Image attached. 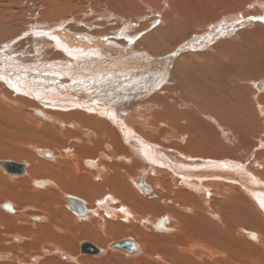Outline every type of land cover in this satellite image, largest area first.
Instances as JSON below:
<instances>
[{"label":"rangeland","instance_id":"374dc122","mask_svg":"<svg viewBox=\"0 0 264 264\" xmlns=\"http://www.w3.org/2000/svg\"><path fill=\"white\" fill-rule=\"evenodd\" d=\"M109 1L0 0V71L5 72L8 76L13 72L16 73L22 70H25L28 75L30 74L29 76H36L37 72L43 75L44 70L42 71V69H38L35 71L38 66L37 63L40 62H42V64L52 65L53 63H62L63 66H67L66 69H69V66L71 67L72 63L74 64V60L68 57V50L70 49L67 47L68 45L65 44L66 42L63 38L65 36L62 33H67L70 36H74V38H85V40L87 39L86 42H88V38L86 37L105 38L107 43L119 48L120 53L114 56L111 53H102L101 51L103 54L102 57L106 61L112 60V62L108 63L109 70L105 69V71L109 72L104 74V84H101L100 82L98 86L97 83L94 90L97 93L100 92L101 94L99 95L106 98V102L109 104L108 106L113 107L116 111L123 110L122 116L123 118L125 117L124 124L131 129L134 134H138L140 139L144 142L146 141L148 144L161 147L163 150H173L178 155L185 156L186 158L189 157L188 159L207 160L213 161L214 163H223L224 161L237 163L239 161L240 163H237L239 165L244 163L242 158L247 156H253L254 161H257L258 163L264 160V148H261V150L258 146H255V150H252L253 145L256 144V138L251 141L249 147L245 146V149L243 146L239 145V142L237 144L235 142L233 143V141L231 142L232 139L230 140L229 137L234 134L232 130L227 131V133H230L227 139L219 137V141L217 140L222 148H227L228 150L233 149V151L231 150V153H229L230 155L225 154V156L222 154L211 153L207 156L206 153L200 151L203 148L197 147L200 150L193 146L189 148L188 143L190 144V141L194 138V134L193 132L189 133V131L185 132L183 129L184 125H186V121L192 122L194 120H203V131L206 130L204 124L213 125V127H215L216 121L215 119L208 118V115L210 116V114L199 108L200 106H203L205 99L202 98L200 91L198 90H206L208 82L203 80L198 81L197 77L200 75V72L197 71L189 61H185L183 64V66L187 67L186 71H184L181 66L180 68L178 66L180 65L179 63L183 62V59L194 55L196 56L197 53L206 55L208 53V55L213 53L222 56V54H226V52L231 49L232 52H230L232 55L228 54V58L232 56L236 61L231 59L232 57L229 59L243 65L241 67L237 66L238 68L240 67V69L233 67L238 69L235 76L241 75L243 77L240 85L238 84L241 90L245 92L243 103L246 104V100H249L252 104L249 105V101H247V106H249L250 112L253 114L254 118L258 120L257 123H262H258L260 130L258 129L257 133L260 132L259 135L264 138L262 135L264 134V115L262 116L257 110V107L264 105L262 100V97H264V90L256 89V85L264 80V71L261 73H258L257 71L253 72L252 69L253 66H255L253 64L254 61H249L245 58L242 59L241 52L236 53L239 49L244 50V48H247L255 50L254 48H256L257 53L261 55L257 66H264V14H260V9L256 6V3H260L262 0H220V3H215L217 0H187L188 3L186 0H123V3H119L118 0V3H115L113 0ZM197 8L201 14L195 17L191 16L190 14L197 13ZM189 9L190 11H188ZM185 15H187V18ZM231 16H239L241 22L235 24L237 20L233 21ZM227 17L234 25L233 27H228L229 30L227 33L217 36L213 41H210L207 47L199 45L200 48L199 46H195L194 43L196 40H200L203 36L211 33L215 27H217L216 30H219L222 27L221 25L224 24L221 20ZM189 18L191 21H189ZM174 22L175 25L172 26ZM58 25H60V27ZM54 29L63 32L57 34V32H53ZM167 31L170 33L168 34ZM37 32L48 33L49 35L38 36L35 34ZM25 33H27V35H25ZM163 35L166 37L168 36L169 39L173 38L174 44L170 43L169 46L167 41L168 38L165 39ZM50 36H55L57 39H49L48 37ZM128 39L130 42L129 44H127ZM162 39L163 43L165 42L164 44L161 43ZM160 44H162L163 51L156 47ZM77 49L80 50L82 48ZM62 52H65L64 55ZM182 74L184 75L182 76ZM230 76L228 82L231 81L232 76ZM56 83L57 86L67 87L71 84L69 82H64V78L59 79ZM83 83L85 84L86 82ZM191 83L194 84L192 85ZM2 86L5 88L6 92L10 93L11 101L13 102L12 104H15V107L17 108V113H14V116L16 114L15 119H23V122L19 123L17 128L3 125L0 126V162L12 161L24 166L23 175L18 176L15 174L11 176L12 178L7 176L5 173L6 171L0 167V180L2 179L1 182L5 180L2 184L5 183V186L10 189V192H7V190L3 191L5 196L0 194V200L8 197L10 200L9 202L15 207V211H9L12 215V219H15L16 222L15 225H11V227H15L11 233H15V235L20 234L21 236H19L21 238L23 237L16 243L18 244L16 253L11 254L10 256L12 263L165 264L167 262L166 264H189L188 260L191 259L190 261L192 264H211L219 258L222 260L225 259L218 255H213L212 258L205 257L204 255L199 257L197 255L199 252L198 248H202L201 246L203 244L208 247L207 249L209 250L215 249L211 245H206L207 243L203 240L200 232L190 225L188 221L189 218L195 216V213L192 214V212L194 209V211L197 210V205L194 203L189 204L183 202L174 194L169 195L166 192H162L163 185L160 178L163 173L161 172L152 177L154 182L151 183L146 180L147 177L140 180L137 179L138 173L137 170L132 167V160L125 161V156H122L124 159H117L115 155H112L114 154V146L119 141V137L113 132L110 133L111 136H107V134L104 133L101 138L99 136L101 135L99 131L95 132L94 129L92 130L90 127L88 128L87 126L81 125L75 119L64 120L59 118V116H55L56 114H50L51 112L45 110L43 106L41 107L38 102H34L33 99L24 95L16 94L8 86L6 87V84L0 80L1 90H3ZM192 89L197 92L195 93ZM190 93L193 95H190ZM99 95L97 94V100H100ZM195 96L197 97L195 98ZM20 97L27 99L29 103L23 100L22 102H19L23 99ZM178 103L180 105H178ZM176 105L177 107H175ZM136 107H140V110H137ZM135 111L138 112L137 114L139 116L141 115V118H138L132 123L134 120L133 118L137 117ZM161 111L163 112L161 113ZM36 112L43 114V116L37 115ZM184 112L187 113L189 118V120L184 119L185 123L181 117ZM178 113H180V115L176 116ZM177 117L180 118V120ZM176 118L180 122L174 120ZM99 119L108 120L101 115ZM173 121L176 124L173 123ZM69 123H72L73 127L70 126ZM181 129L184 131H180ZM68 130H76L74 133L75 138L72 136L73 133L70 134ZM201 131L202 130L195 131L196 137L197 135L203 134V131ZM59 132H61V135ZM261 132L263 133L261 134ZM78 134L80 135L78 136ZM63 136L65 138H63ZM165 138L167 141L163 142ZM190 138L192 139L189 140ZM94 140H98L97 143H92ZM260 140H262V138H260ZM82 146H90L89 148L96 152L93 151V154L95 155L89 157L82 156L83 151L77 149L82 148ZM217 147L219 146H212L214 150ZM189 149L190 151L188 152ZM198 151L200 152V155ZM39 152L50 153L54 157L53 159H48L39 155ZM100 153L105 157L101 158ZM233 153L236 155H231ZM68 154L72 156L71 160H68L65 157ZM30 160L34 161L30 162ZM63 161L75 162L78 169L76 174L81 178L83 177V179H87L84 177L86 175L85 172H83V162H95V168L100 170L99 178L92 180L88 179L91 182L86 183L85 188H83L84 192H79L82 183H75L68 178L62 179L61 181L56 180L55 178H52L54 176L49 172L47 174L45 173V176L34 177L30 175L29 169L31 166H41L40 168L44 166L48 170H53L55 167L60 168L62 164V166H64V163H62ZM109 161L110 164L115 163L119 165L120 168L116 170L109 164ZM118 162L121 164H118ZM57 165L59 167H57ZM101 165L105 166L102 168ZM106 166L108 168H106ZM123 166L129 172L122 168ZM253 167L256 168V166ZM258 168L263 170L264 163H260V167ZM88 169L91 170V167H88ZM104 169L106 170L104 171ZM114 173L119 180H114L113 184H109L108 178L110 176L112 177V175L115 176ZM129 178L134 179L132 183L129 181ZM22 181L27 182L23 183ZM40 181L45 182V185L36 186L35 183H32ZM118 181H122V183H118ZM139 183L147 186L150 191L146 192L139 188ZM132 187H134V191L136 190L139 194L138 196H134L135 198L129 193L130 189L133 190ZM190 190L193 191L192 189ZM17 192H19V194ZM106 195L107 197H105ZM116 196L124 202L120 201V204L115 198ZM66 198L81 200L84 203L85 208L88 209V213L84 215H78L76 213L79 216L78 217L68 208ZM104 198L112 201V205L108 203L109 206L107 207H110L109 210H118L121 207L127 208L128 206L127 210L134 215V218L139 217L140 219L147 220V222L132 224V222L127 221L128 223L126 222L125 225L118 219V217H114V219L105 218L102 213L104 210L97 207V204L102 202V199ZM126 199L128 203L126 202ZM133 200L137 201L138 203L136 204L139 205V209L136 211H133L130 207L131 204H134L132 202ZM4 204L9 203L7 201ZM138 205L136 206L138 207ZM210 206L211 204H209V208L213 209V207ZM180 215L181 217H177ZM34 216L41 217L42 219H32ZM29 219L31 221H29ZM159 219L165 221L163 227H153V222ZM2 222L3 217L0 218V223L2 224ZM180 222L184 224H181ZM52 223H54L53 225L55 229L53 231L47 230L46 227ZM35 225H38V227ZM39 226L43 227L39 228ZM123 227L126 228V232H124L125 228ZM36 228H43V232H41L43 235L41 233L39 235L33 233L40 231ZM255 235L259 237L257 241L251 240L250 238H245V240L255 244L263 240V237L257 232H255ZM33 238L36 239L33 240ZM117 240H131L137 245L139 252L125 253L114 247H109L112 243L117 242ZM245 240H239L241 247L246 244ZM42 241H44L45 244ZM85 242L95 245L97 249H99V253L95 255L81 253L80 245ZM51 246L54 247L52 248ZM183 249L186 251L184 252ZM29 253L32 255H29ZM213 253H215V251ZM5 254L8 255L10 253L8 251ZM63 254L65 255L64 258L62 257L64 256ZM31 256H36V261L30 260V258H32ZM236 258L237 259H235L232 264H263L264 262L253 263L248 261V259ZM10 260L6 263L1 262L0 264H12ZM5 261H7V258Z\"/></svg>","mask_w":264,"mask_h":264},{"label":"bare ground","instance_id":"6f19581e","mask_svg":"<svg viewBox=\"0 0 264 264\" xmlns=\"http://www.w3.org/2000/svg\"><path fill=\"white\" fill-rule=\"evenodd\" d=\"M113 1L115 3H118L117 0H113ZM118 1H119V3L124 2L123 0H118ZM52 3H54V2H52ZM187 3H188V1H187ZM215 3H220V0H217ZM256 6L260 9V14H264V0H262L260 3L257 2ZM188 11H190V9ZM200 14H201V12L198 11V8H197V13L196 14H190V15L195 17V16H198ZM186 16L187 15H185V17ZM175 17H177V16H175ZM183 17H184V15H183ZM239 18H240L239 16H234V17L231 16V19L233 21L237 20L235 22V24L236 23L238 24L239 22H241V19H239ZM189 21H191V19ZM221 21H223L224 24L221 25L222 27L219 30H216L217 27H215V29L211 33L207 34L206 36H203V38L200 40H196L194 43L195 46L198 47L200 45L202 47H205V46L207 47V45H209L210 41H213L217 36H220V35L227 33V31L229 30L228 27L234 26L232 24V22H230L231 20H229L228 17L223 18ZM169 23H171V22H169ZM174 25H175V22L172 24V26H174ZM178 25H179V23H178ZM58 26L60 27V25H58ZM61 27H62V25H61ZM162 28H164V27H162ZM165 29H166V27H165ZM53 32H57V34H60L63 31L60 32V30L54 29ZM162 33H163V31H162ZM167 33H168V31H167ZM62 34H64V36H65L63 38L65 39L64 40L66 42L65 44L68 45V46L67 45L66 46L70 49V50H68L69 51L68 57L70 59L74 60V64L72 63L71 67L69 66V69H66L67 66H63L62 63L61 64H54L53 63V65H52V64H42V62H40V63H37L38 66L35 69V71L38 69H42V71L44 70V74H43L44 76L38 72L36 73V76H29L30 74L28 75L25 70H22V71H19L16 73L13 72L12 74H10L8 76V74H6L5 72L0 71V80L6 84V87L8 86L16 94L24 95L26 97L33 99L34 102L35 101L38 102L39 105H41V107L43 106V108L45 110H49V112H51L50 114H52V113L56 114L55 116H59V118L64 119V120L75 119L81 125L87 126L88 128L90 127L92 130L94 129L95 132L99 131L101 133V135L98 134L100 137L101 136L103 137L104 133L107 134V136L108 135L111 136L110 133L113 132L117 137H119V141L114 146V154H112V153L111 154L113 156L115 155L117 157V159L118 158L124 159L122 156H125L126 157L125 161L132 160L133 161L132 167L134 169H136L137 173H138L137 179L140 180L144 177H147L146 180L149 181V183H151V182H154V179L152 178L153 176L158 175L159 172L163 173L161 178H160V181L163 185L162 192H166L169 195L174 194L183 202H187L189 204L194 203L197 205V207L195 206L197 210L194 211L195 210L194 209L193 212L191 211L192 214L195 213V216L192 218H189L188 221H189L190 225H192L194 228H196L200 232L201 236L203 237V240L205 241V243H207L206 245L207 246L211 245L213 248H215L214 250H212V249L209 250V249H207L208 247H206L203 244L204 246L202 245L201 246L202 248H198L199 252L197 255L199 257L204 255L205 257L212 258L213 255H218L219 257L222 256L223 258H225L223 260L219 258L211 264H232V263H234L235 259H237L236 257L241 258V259H248V261H251L253 263L264 261V207L261 206L262 204H264V181H263L264 180V169L261 170L260 168H258V167H260V163H264V160H262L260 163H258L257 161H254L253 156L252 157L247 156V157L242 158V161H244V163L239 165V164H237L239 162L238 161L239 158L237 156H236L238 159L237 163L227 162V161L226 162L224 161L223 163L222 162L214 163L213 161H207V160L188 159L189 157L186 158L185 156L183 157V156L178 155V154H177V156H178L177 158H175L174 156L166 158L164 156V153H166L164 151H166V150H163L161 147H158L156 145L154 146V145L148 144L146 141L144 142L142 139H140L138 137V134L137 135L134 134L131 129H129L126 125H124L122 118L118 117L123 112V110H117L116 111L113 107L108 106L109 104H107L106 98L104 96H100L99 94H101V93L100 92L97 93L94 90L95 85H97V83H98V86H99L100 82H101V84H104L103 83V82H105L104 74L109 72V71H105V69L109 70L108 69L109 68L108 63L112 62V60L106 61L102 57V55H103L102 53L107 52V53H111L112 55L115 56V55H118L120 53V49L117 48L116 46L115 47L112 46V44H110V43H107L106 39L102 38V37H91V38L86 37V38H88V42H86L87 39L85 40V38L79 39V38H74V36H70L67 33H62ZM255 35L257 37L256 33H255ZM163 36L165 37V39L168 38L167 41L169 43L168 44L169 46H170V43L174 44L173 38L169 39L168 36L167 37L165 35H163ZM176 38H177V36H176ZM129 39H128L127 44L130 43ZM161 43H163V39H162ZM228 45H230V44H228ZM228 45H227V47H228ZM239 46H241V45H239ZM156 47H158V49H160V50L163 49L162 44H160L159 46H156ZM244 47H245V45H244ZM77 48H82V49L78 50ZM165 48H166V46H165ZM229 48H230V46H229ZM232 48H233V46H232ZM254 49L255 50H252V49L250 50L247 48H244V50L239 49L238 51H236V53L241 52L242 59L245 58L249 61H254L253 64L255 66H253V69H252L253 72L257 71L258 73H261L264 71V66H257L261 55H259L257 53L256 48H254ZM229 50L232 52L231 49H229ZM101 51H102V53H101ZM230 51L226 52V54H224V55L222 54V56L215 55L213 53L210 55H208L209 53L207 55L197 53L196 56L194 55V56H190L189 58L183 59V62L179 63L180 65H178L179 68L181 66V68H183L184 71H186L187 67L183 66V64L185 61H189L194 66V68L200 72V75L197 77L198 81L203 80V81L208 82V84L206 83L208 85V86H206V90H198V91H200V95L202 96V98L205 99V102L203 101L204 102L203 106H200L199 108L201 110H203L204 112L210 114V116L208 115V118L215 119L216 126L213 127V125L211 126L209 124H204L206 130L203 131V120L200 119V120H194L192 122L186 121V125H184V128H183L185 130V132L189 131V133L193 132V134H194V136H193L194 138L189 139V140L192 139L190 141V144L188 143L189 148L192 146L196 147V148L197 147L203 148L202 150H200L198 148L197 149L202 151L203 153H206L207 156H208V154H211V153L225 155V154L231 153V150L233 151V149L228 150L227 148H222V146L219 144V142H217V140L219 141V137L222 139H227L229 137V134H230V133H227V131H231V130L234 133L233 136L231 135L229 137L230 140L232 139L231 142L233 141V143L235 142L236 144L239 142L240 143L239 145H241V146H243V148H245V146L249 147L251 141L256 138V144L253 145L252 150L253 151L255 150L254 149L255 146H258L259 149L264 148V138L259 135L260 132L257 133V130L259 129L258 123H261V122L257 123L258 120H256L254 118L253 114L250 112L249 106H247L248 105L247 101H249V100H246V104L243 103L245 92L243 90H241V88L239 87L240 83L242 82L241 80H243V77L241 75L235 76V74L237 73V70L240 69V67L243 65L236 63L235 62L236 59L233 58L232 56H230V57H232L231 59H233L235 61L229 59L230 57L228 58V56H229L228 54L232 55ZM222 52H223V50H222ZM64 53H63V55H64ZM256 53H257V55H256ZM190 65H188V66H190ZM54 66H55V68H54ZM237 66H240V67L238 68ZM233 67H237L238 69L233 68ZM181 71H182V69H181ZM206 72H208V73H206ZM181 73H185V72H181ZM50 74H51V77H50ZM183 75L184 74H182V76ZM230 75L232 76V78H231V81L228 82V78ZM61 78L62 79L64 78V82L71 83L70 86H68V87L67 86H59V85L57 86L56 82ZM85 78H87V79H85ZM197 78H195V79H197ZM174 79H176V78H174ZM186 81H187V79H186ZM186 81H185V83H186ZM83 82H86V83L84 84ZM261 83H262V81L256 85L257 90H264V89L260 88ZM61 85H62V83H61ZM177 86H178V84H177ZM75 87H77V88H75ZM180 89H182V88H180ZM97 94L100 96L99 97L100 100H97V98H98ZM7 95H8V97H7ZM11 95H12V93H11ZM190 95H193V94L190 93ZM196 97L197 96H195V98ZM20 98H23V97H20ZM199 99H201V98H199ZM22 100L29 103L27 101V99H25V98L21 99L19 102H22ZM262 100L264 102V97H262ZM12 103L13 102L11 101L10 93L6 92L4 87H3V90H1V88H0V126L3 125V126H7V127L11 126L13 128H17V126H19L18 124L23 122L22 118H20V120L15 119L16 114L14 116V113L15 112L17 113V108L15 107V104H12ZM259 103H260V101H259ZM250 104L251 103L249 101V105ZM130 105H132V104H130ZM178 105H180V104L178 103ZM181 105H182V102H181ZM175 107H177V105ZM119 108H121V107H119ZM136 109L140 110V107L139 108L136 107ZM164 109H166V108H164ZM176 110H177V108H176ZM257 110L262 116L264 115L263 114L264 113V105L263 106L260 105L259 107H257ZM162 112L163 111H161V113ZM20 113H19V115H20ZM137 113L138 112L135 111V114H137ZM36 114H37V112H36ZM100 115L102 117L104 116L105 119H108L109 121L104 120V119H99ZM159 115H160V113H159ZM179 115H180V113H178V115H176V116H179ZM42 116H43V114H42ZM140 116L137 114V117L135 116L136 118H133L134 120L132 121V123L135 122L138 118H141ZM181 117H182L184 123H185L184 119L189 120L186 112H184V114ZM44 118H45V116H44ZM177 118L174 120H177L178 122H180L179 121L180 118H178L179 120ZM126 119H125V121H126ZM173 123H175V122L173 121ZM14 125H16V126H14ZM67 125H68V123H67ZM69 125L73 127L72 123H69ZM179 125H180V123H179ZM51 126L54 127L53 125H51ZM177 126H178V124H177ZM181 126H182V124H181ZM61 127H62V125H61ZM122 127L125 129L124 131H123ZM55 129H56V127H55ZM76 130L75 131H69L68 130V131L70 132V134L73 133L72 136L74 137L75 136L74 133L76 132ZM184 130L181 129L180 131H184ZM198 130H202L203 134H205V135L200 134V135H197V137H196L195 131H198ZM59 133L61 135V132H59ZM82 133H83V131H82ZM262 133L263 132H261V134ZM180 134H182V133H180ZM197 134H198V132H197ZM79 135L80 134H78V136ZM262 135L264 136V134H262ZM184 136H187V135H184ZM134 137H136V138H134ZM164 137H165V135H164ZM63 138H65V137L63 136ZM260 138H262V140H260ZM80 139H81V137H80ZM97 141L94 140V142H92V143H97ZM165 141H167L166 138L163 140V142H165ZM158 142H159V140H158ZM145 144L151 145V147H153V148H149ZM215 145H218L219 147H217L214 150L212 148V146L215 147ZM89 147L82 146V148H80V149L77 148V149L79 151L80 150L83 151L82 156H84V157H89V156L95 155V154H93L94 150L90 149ZM105 147L107 149H109L107 146H105ZM231 147H232V145H231ZM156 148H158V149H156ZM189 151H190V149L188 150V152ZM105 152H108V151H105ZM167 152H171V153L176 154V152L173 150L172 151L169 150ZM39 155L44 157V153L39 152ZM199 155H200V152H199ZM231 155H234V153ZM53 157L54 156H52V159H53ZM65 157L68 160H71V158H72V156H70L69 154L66 155ZM100 157L104 158L105 156L102 153H100ZM214 158H216V157H214ZM256 158H257V156H256ZM263 158H264V156H263ZM33 161L34 160H30V162H33ZM105 161H106V159H105ZM115 161H117V160H115ZM62 163H64V166H62L63 165ZM62 163H61L62 165L60 168L55 167V169H53V170L52 169L48 170L44 166L42 168H40L41 166H31L29 169V172H30V175L34 176V177L45 176V173L47 174L49 172V173L53 174L54 177H52V178H55L56 180L61 181L62 179L68 178V179L74 181L75 183H78V182L82 183V186L79 188V192L83 191V188H85L87 182L89 183V182H91L90 180L99 178L100 170H97L95 168V165H96V164L94 165L95 162L92 163V162L84 161L83 162L84 168L80 167V168H83V172H85V175H86V176H84V175L83 176L86 177L87 179H83V177L81 178L76 174L78 169H77V164L75 162L63 161ZM119 163L120 162H118V164ZM109 164H110V161H109ZM110 165L112 167H114L116 170L120 168V166L115 164V163L110 164ZM103 166H105V165H101L102 168H103ZM253 166H256V168ZM57 167H59V166L57 165ZM88 167H91V170L88 169ZM52 168H54V167H52ZM106 168H108V167L106 166ZM122 168L127 170L124 166ZM129 169H131V168H129ZM105 170L106 169H104V171ZM127 172H129V171L127 170ZM23 173H24V166H23ZM23 173L17 174V175L20 176V175H23ZM8 176H12V175H8ZM88 179H90V180H88ZM1 180H0V187L1 188L7 187V186H5V183L2 184L3 181L5 182V180H3L2 182H1ZM114 180H119V178L117 177L116 174H115V176L112 175V177L110 176L108 178V183L113 184ZM133 180L134 179L131 178L129 181L132 183ZM141 181H143V180H141ZM24 182H27V181H24ZM119 182L122 183V181H118V183ZM32 183H35L36 186L45 185V182H41V181L40 182H32ZM18 184H20V183H18ZM155 186H156V184H155ZM124 187H126V186H124ZM157 187H158V185H157ZM132 188H133V190L130 189L129 193L133 196V198H135L134 196H138L139 194H138V192H136V190L134 191V187H132ZM7 189H9V188L7 187ZM7 189H5V191ZM91 189H92V187H91ZM190 189H192L193 191H191ZM149 191H150V189H149ZM19 192H17V193L19 194ZM12 194L15 195L14 193H12ZM110 194H111V192H110ZM3 195H2V197H3ZM107 195L105 197H107ZM117 196L115 198L119 202L120 201L124 202L123 200H120V198H118ZM119 196H121V195H119ZM7 198L8 197L2 199V201L7 202L8 201ZM49 200H51V199H49ZM74 200H78V199L66 198L67 205H68V208L70 210H72L70 205ZM79 201L82 202L81 200H79ZM98 202H100V201H98ZM126 202H127V199H126ZM132 202L134 203V204L130 205L132 210L136 211L137 209H139V205L136 204L138 202L134 201V200ZM108 203L112 205L111 200L109 201V199L104 198V199H102V202L97 204L98 208H101L106 212L105 213L103 211L102 213L105 216V218H107V219H112V218L114 219V217H118V219L124 224L127 221L132 222V224L138 223V222L139 223L147 222V220L140 219L139 217L134 218V215H132L127 210L128 206H127V208L121 207L118 210H116V209L109 210L110 207L109 208L107 207V206H109ZM31 204H34V203H31ZM120 204H121V202H120ZM209 204H211L213 209L209 208ZM5 205H7V204H5ZM125 205H126V203H125ZM136 205H138V207ZM83 207L85 210L84 214H87L88 209L85 208L84 203H83ZM131 208H129V209H131ZM2 209L0 210L2 212V213L0 212V216L3 217L5 223H2V226H0V231H1L0 232V263L1 262L6 263L10 260L11 254L16 253V249L18 246V244H16V243L19 242L23 237L21 238L20 234H19L20 235L19 236V235H15V233L14 234L11 233V232H13L12 231L13 228H11L9 223L6 224V222L9 221L8 219H10V218H8V215L5 212L6 209L4 208L3 209L4 211ZM121 209H123V211H121ZM177 217H181V215L177 216ZM32 219L37 220V219H41V217L34 216V217H32ZM164 222L165 221L163 219L156 220L155 222H153V227H156V228L159 226L163 227ZM180 223L184 224L182 222H180ZM53 224L54 223H52L51 225H48V227H46V229L53 231L55 229ZM113 224H114V222H113ZM35 226L38 227V225H35ZM40 227H43V226H39V228ZM125 227H123V228H125ZM36 229L40 230V231L33 232V233H37L39 235L41 232H43V230H42L43 228L42 229L36 228ZM161 229H163V228H161ZM124 230H125L124 232H126V228ZM186 230H188V229H186ZM255 232H257L258 234H260V236L263 237V240L261 242H258L255 244L253 242H248L245 240V238H247V239L250 238L251 240L257 241V239H259V237L257 235H255ZM34 237H36V236H34ZM9 239H12V242H9L10 241ZM34 239H36V238H33V240ZM239 240H242V241L245 240L246 244L243 247H241V244H239L240 243ZM121 241H123V240H121ZM42 242H44V241H42ZM117 242H120V241L117 240ZM114 243H116V242H114ZM114 243H112L109 247H113L112 245ZM44 244H45V242H44ZM195 244H197V243H195ZM54 246H56V245H54ZM80 247H81V245H80ZM8 251L10 254H8V255L5 254ZM98 251H99V249H98ZM119 251H121V250H119ZM185 251L186 250H184V252ZM214 251H215V253H213ZM135 252H139V248H137V245L135 243H133V247L131 248V251H128L125 253H135ZM46 253H48V252H46ZM29 255H32V254L29 253ZM5 257L7 258V261H5L6 260ZM62 257L64 258L65 255ZM25 258H26V256H25ZM35 259H37L36 256H33L32 258H30V260H32V261H36ZM190 260H188V262H189V264H192ZM10 262H11V260H10ZM17 263L18 264H27V263H23V262H21V263L17 262ZM12 264H14V263H12ZM47 264H49V263H47ZM263 264H264V262H263Z\"/></svg>","mask_w":264,"mask_h":264},{"label":"water","instance_id":"95a60500","mask_svg":"<svg viewBox=\"0 0 264 264\" xmlns=\"http://www.w3.org/2000/svg\"><path fill=\"white\" fill-rule=\"evenodd\" d=\"M260 88L261 89H264V80L260 84ZM37 114L40 115V116L42 115L41 113H37ZM122 115H123V112L118 117L122 118V120L124 122V118H123ZM124 130L125 129L123 128V131ZM134 138H136V137H134ZM145 145L147 147H149V148H153V147H151V145H148V144H145ZM156 149H158V148H156ZM164 152H166V153H164V156L166 158H169L171 156H174L175 158L178 157L177 154H175V153H171V152H167V151H164ZM40 153H44V157H46L48 159H52V155L50 153H46V152H40ZM0 166L2 168H4L9 174H12V173L22 174L23 173V166L20 163H16V162H12V161H3V162H0ZM138 187L141 188V189H143L146 192L147 191L149 192L148 187L145 186V185H143V184H138ZM70 206H71V209L75 213H77L78 215H84L85 210H84V207H83V203L80 202L79 200H74L71 203ZM112 246L115 247V248H117L118 250L123 251V252H128V251H131V248L133 247V243H132L131 240H123V241L114 243ZM80 252L81 253H84V254H90V255H95V254H98L99 253L97 247L95 245H93L92 243H89V242H85V243H83L81 245Z\"/></svg>","mask_w":264,"mask_h":264},{"label":"flooded vegetation","instance_id":"af4514ba","mask_svg":"<svg viewBox=\"0 0 264 264\" xmlns=\"http://www.w3.org/2000/svg\"><path fill=\"white\" fill-rule=\"evenodd\" d=\"M4 170H5V169H4ZM5 173H6L7 176H8V175H15V173H12V174H9L8 172H5ZM16 175H17V174H16ZM10 178H12V177L10 176ZM5 189H7V188H1V187H0V194H3V191H4ZM8 191H9V189H7V192H8ZM9 192H10V191H9ZM7 199H8V198H7ZM1 202H2V203H1ZM4 203H5V202H4ZM4 203H3L2 200H0V205L2 204V205L0 206V208H1V209H2V208H3V209L5 208V209H6L5 212L7 213L8 218H10V219H8L9 221H7L6 224L9 223L10 226H11V225H15V223H16V222H15V219H12V215L9 213V211H10V212L15 211V207L12 206L11 202H9V199H8V203H9V204L5 205ZM3 206H4V207H3ZM7 207H8V208H7ZM1 209H0V210H1ZM3 209H2V210H3ZM12 210H13V211H12ZM3 211H4V210H3ZM41 219H42V218H41ZM29 221H31V220L29 219ZM2 223H5V222H4V219H3V222H2ZM11 223H12V224H11ZM0 226H2L1 223H0ZM11 228H13V227H11ZM14 228H15V227H14ZM14 228H13L12 230H14ZM0 232H1V231H0ZM9 240H10L9 242H12V239H9Z\"/></svg>","mask_w":264,"mask_h":264},{"label":"snow or ice","instance_id":"6c2138e0","mask_svg":"<svg viewBox=\"0 0 264 264\" xmlns=\"http://www.w3.org/2000/svg\"><path fill=\"white\" fill-rule=\"evenodd\" d=\"M36 35H49L48 33H40V32H37V33H35ZM25 35H27V33H25ZM50 39H53V40H55V39H57L55 36H50L49 37ZM14 42V41H13ZM262 207H264V204H262L261 205ZM121 211H123V209H121Z\"/></svg>","mask_w":264,"mask_h":264}]
</instances>
